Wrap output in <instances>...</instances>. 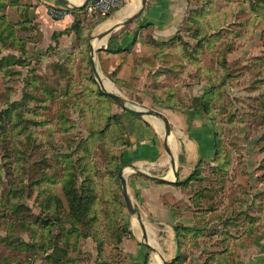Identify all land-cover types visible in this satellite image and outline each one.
<instances>
[{
    "label": "rangeland",
    "instance_id": "1",
    "mask_svg": "<svg viewBox=\"0 0 264 264\" xmlns=\"http://www.w3.org/2000/svg\"><path fill=\"white\" fill-rule=\"evenodd\" d=\"M188 2L187 22L172 39L146 36L155 52L134 58L131 87L115 83L137 108L203 109L218 150L195 177L193 205L207 193L223 207L212 231L191 227L181 247L192 254L221 234L227 247L203 251L199 264H225L233 239L264 233V0ZM29 8L28 0H0V264H116L128 224L110 162L128 141L122 109L100 95L92 72L97 18L84 11L66 24H42ZM66 164L78 183L94 180L98 213L68 243ZM92 187L84 183V199ZM53 193L62 219L50 213L54 200L46 202Z\"/></svg>",
    "mask_w": 264,
    "mask_h": 264
},
{
    "label": "crops",
    "instance_id": "2",
    "mask_svg": "<svg viewBox=\"0 0 264 264\" xmlns=\"http://www.w3.org/2000/svg\"><path fill=\"white\" fill-rule=\"evenodd\" d=\"M28 1L29 13L42 24H66L74 20L75 12L85 11V7L72 8L63 19L52 21L47 14L48 6H70L58 0ZM66 1L80 6L84 0ZM189 9L188 0H124L121 7L108 15L95 16L97 20L90 47L92 41H97V46H92V55L95 54L96 71L104 90L118 95L115 80L127 83L126 89L131 87L134 58L150 56L155 52L151 42L146 41V36L150 34L157 42L169 41L187 22ZM121 98L123 105L115 104L122 109L120 128L128 141V146L121 152V169L128 196L140 216L130 215L126 210L124 217L131 237H124L119 245V264H199L203 251L221 252L227 243H224L226 241L221 234L214 233L212 240L200 242L192 254L184 252L182 235L176 230L179 225L204 227V232L206 229L207 232L212 231L214 223L219 220L217 218H221L216 214L223 203L213 202L207 193L197 206L192 200L196 175L201 168H209L215 162L212 124L196 108L164 105L156 110L141 109ZM130 109L142 112L153 110L160 116H138ZM166 123L169 133L166 132ZM186 182L185 187L177 185ZM214 203L217 204L214 206ZM220 213L222 216L223 211ZM202 214H205V223ZM238 237L229 243L234 249L230 252L232 264H264V233L259 230L249 233L246 241L241 240L240 235Z\"/></svg>",
    "mask_w": 264,
    "mask_h": 264
},
{
    "label": "trees",
    "instance_id": "3",
    "mask_svg": "<svg viewBox=\"0 0 264 264\" xmlns=\"http://www.w3.org/2000/svg\"><path fill=\"white\" fill-rule=\"evenodd\" d=\"M120 50L116 51L119 52ZM92 64V62H91ZM116 83H120V81L115 80ZM101 96H105L108 97L106 94H104L103 92L100 93ZM109 98V97H108ZM110 99V98H109ZM111 100V99H110ZM200 103H202V105H205V102L201 101ZM189 108H196L198 110L201 111V107L200 106H195L192 105ZM203 110V109H202ZM215 136V135H214ZM216 139L214 137V147L216 150L217 146H216ZM218 153V152H217ZM217 162V161H216ZM122 164V156L121 153L119 155H112L111 156V162L110 165L113 167L111 169L114 180L116 181V183H118V185H120V180L118 178V172L120 170V166ZM221 163H217V166L219 168H222ZM70 165L66 164L65 168L63 170V182H62V189H63V194L64 197L66 198V203L68 206V212L66 214L67 219H64V222L67 223L68 225V230L65 235V239H67V243H68V239L70 238V236L72 237V235L77 234V232L79 231V228L82 227L83 224L86 223L85 218L87 217V219H89L88 217L92 216L93 217V222L98 220V213L97 210H94L96 207L95 205H97L95 203V201H97V191L95 190V183L94 180H91L88 178V176H86V178H84L82 180V182L78 183V181L76 180V176H75V172H74V167H72V169H69ZM85 182H88L89 185L93 186L91 190V193L93 195H91V199L86 200L84 199V191L82 193V186L84 185ZM93 184V185H92ZM178 186H182L185 187L187 185L186 183H178ZM120 193H121V186H120ZM122 196V195H121ZM123 198V197H122ZM55 202V205L53 207V210H50V213H55L56 216L60 219H62L61 215L59 214V209L63 210L64 205L62 204V202L58 199L57 194L53 193L51 194V196H49L46 200V202ZM86 200V201H85ZM91 200V201H90ZM48 209V208H46ZM90 215V216H89ZM128 231L126 232L127 235L125 237H131V232L128 229V226L126 228ZM176 230L179 232V234H183V232H187V231H193L194 229L191 228H186L183 226H176ZM195 231V230H194ZM124 233V234H126ZM120 240V239H119ZM118 253L120 254V258H121V252H120V248L118 247ZM231 254V255H230ZM228 253V254H224V258H222L221 260H226L229 259V263L228 260L225 261V264H232V253ZM229 257V258H228ZM231 259V260H230ZM121 261L118 260V262L116 264H119ZM220 262L217 261V264H219ZM212 264V263H210Z\"/></svg>",
    "mask_w": 264,
    "mask_h": 264
},
{
    "label": "water",
    "instance_id": "4",
    "mask_svg": "<svg viewBox=\"0 0 264 264\" xmlns=\"http://www.w3.org/2000/svg\"><path fill=\"white\" fill-rule=\"evenodd\" d=\"M61 4H63V5H66V6H70L71 8H73L74 10L75 9H81V8H84L89 2H91L92 0H84L83 1V3L80 5V6H73L72 4H70L69 2H67L66 0H58ZM143 4H144V2H143ZM130 21H132V20H130ZM107 33V32H106ZM106 33H104V34H101V35H98L97 36V39H100L101 37H103ZM90 53H91V55L94 53V49L92 48V46L90 47ZM92 72H93V75H94V77H95V80H96V82L98 83V85H99V88H100V90L104 93V94H106L114 103H116V104H118V105H123V99L120 97V96H118L117 94H114V93H111V92H108V91H106V90H104V88L102 87V84H101V82H100V78H99V76H98V74H97V71H96V68H95V65H94V62L92 61ZM130 112L131 113H133V114H135V115H138V116H142V115H149V114H151V115H156V116H160V114L159 113H157V112H155V111H153V110H148V111H144V112H142V111H136V110H131L130 109ZM166 126H167V133H169V131H170V129H169V127H168V124L166 123ZM140 174H143V173H141V172H139ZM143 175H145V174H143ZM145 176H147V177H149V178H152V177H150V176H148V175H145ZM118 178H119V180H120V186H121V195H122V197H123V201H124V205H125V208H126V210H127V212L130 214V215H138V216H140L139 214H138V211L134 208V206H133V204H132V202H131V199H130V197L128 196V193H127V187H126V180H125V178H124V176H123V173H122V169L120 168V170H119V172H118ZM152 179H154V180H161L160 178H156V177H153ZM152 250V249H151ZM162 264H165V262H162Z\"/></svg>",
    "mask_w": 264,
    "mask_h": 264
},
{
    "label": "built area",
    "instance_id": "5",
    "mask_svg": "<svg viewBox=\"0 0 264 264\" xmlns=\"http://www.w3.org/2000/svg\"><path fill=\"white\" fill-rule=\"evenodd\" d=\"M124 0H92L85 6V12L92 16H105L113 10L121 7ZM72 8L70 7H57L50 5L47 7V14L53 20H61L66 17Z\"/></svg>",
    "mask_w": 264,
    "mask_h": 264
}]
</instances>
